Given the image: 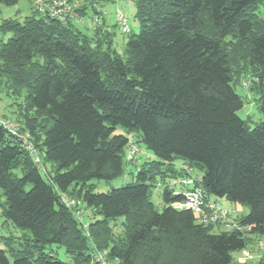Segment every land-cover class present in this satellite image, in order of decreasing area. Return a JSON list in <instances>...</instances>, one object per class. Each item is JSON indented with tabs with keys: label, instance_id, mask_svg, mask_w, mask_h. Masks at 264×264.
<instances>
[{
	"label": "trees",
	"instance_id": "1",
	"mask_svg": "<svg viewBox=\"0 0 264 264\" xmlns=\"http://www.w3.org/2000/svg\"><path fill=\"white\" fill-rule=\"evenodd\" d=\"M70 1L78 5L65 21L33 7L23 20L0 23V81L23 98L20 129L44 168L0 123L1 213L4 223L33 234L22 249L0 248V264H232L234 252L264 237V118L251 126L238 114L243 99L233 66L246 51L264 116V0H133L141 30L130 34L124 55L103 30L104 11L92 7L104 0ZM89 8L91 20L102 17L92 25L97 36L71 20ZM117 126L139 131L136 143L115 133ZM130 142H143L157 159L144 161L132 182L96 191L93 179L125 173ZM192 175L209 196L248 206L237 217L242 228L200 223L172 205L183 195L171 178ZM80 204L93 214L87 224ZM118 225L123 234L115 237ZM53 244L68 261L46 251Z\"/></svg>",
	"mask_w": 264,
	"mask_h": 264
},
{
	"label": "rangeland",
	"instance_id": "2",
	"mask_svg": "<svg viewBox=\"0 0 264 264\" xmlns=\"http://www.w3.org/2000/svg\"><path fill=\"white\" fill-rule=\"evenodd\" d=\"M34 4V0L32 2ZM79 3H82L80 1ZM107 6V13L105 16H107L108 21L111 23H114L113 20H115L116 17V11L118 9H121L124 11L130 20V32L123 33L121 30H119L118 27L114 26V24L109 25V30L112 34V46L114 49L117 50V52L121 55L126 54V42L130 36V34L139 33L141 30L140 23L138 19L135 16V3L133 0H114V1H108L105 3ZM19 8L21 10H25V15H31L32 14V7L30 0H20L17 5L8 6L5 4L0 3V23L4 18H18L19 20L24 19V14L20 15ZM87 18V17H86ZM9 36L5 35L3 39H7ZM94 36H97V33H94ZM245 54L237 55L235 57L236 61L234 63V74L240 77L237 84L235 85L236 91L241 95L243 99V106L238 110V114L248 120L249 124L251 126H254L258 123H260L264 116L263 113L260 110V101L259 96L260 94L255 89L254 91H251L250 84L249 86H244L243 82L248 81L251 78V75L249 74V70H251L250 66V60L248 58L247 52L244 51ZM240 57V58H239ZM247 74V75H246ZM247 76V77H245ZM251 81V80H250ZM22 97H17L13 94L11 89H8L7 86L3 81H0V115L9 117L12 121L17 123L19 126L22 125V122L18 120V118L22 117V111L24 106L22 105ZM22 132V131H21ZM27 133V132H22ZM115 133H121L129 137L131 141H134L136 143L137 138H139V131L129 132L125 127L123 126H117ZM141 153L139 160L135 162H130L128 160V156L124 159V171L125 173L111 181H104V180H97L93 179L91 183H93L96 186V191H109L113 187H120L122 185H125L129 182H132L135 179V175L137 173V169L140 167V165L144 161L157 159L155 154L152 150L148 149L143 142H138ZM129 148V147H128ZM43 163L46 165V167L50 170L51 169V163L46 161L43 158ZM182 164L181 160H177L175 166L179 167ZM42 174L45 178H47V173L42 171ZM195 176L201 177L202 172L198 169H195L194 171ZM167 179H170V176H166ZM161 177L158 176L157 180L160 182ZM179 186H177L178 188ZM176 188V187H175ZM162 193V187L157 186L153 187V202L156 205V208L161 211L163 209L164 202L161 198ZM224 204L225 207L230 209L231 211L235 210L236 214L242 215L243 213L249 212V208L247 205L235 203L226 200V198L220 197L219 198ZM6 205V196L4 195L3 189L0 188V235L2 236H12V240H10V244H5L3 241L0 242V248L6 249V251L10 252L13 247L22 249L23 243H26L24 239H31L33 237V234L30 230L24 229L21 227H18L14 225L12 222L4 223L5 217L2 215V210ZM236 205V206H235ZM237 209H235V207ZM80 215L84 214L86 212V215L84 217V222L87 224L90 220H92L93 214L90 210H86L84 208V205L80 204ZM217 228L220 229H226L227 226L222 223H220ZM216 228V231L218 229ZM122 227L120 225L114 227L115 237H119L123 234ZM264 240V237H257L249 246V249L253 253V257L246 261L245 263H239L237 261V258L241 255L240 251H236L233 253V261L232 264H256L263 258V253L259 250L258 241ZM46 251H52L56 257L62 259L63 261L69 260V255L66 253V250L62 246H57L56 244H53L51 246H48L46 248ZM10 254V253H8Z\"/></svg>",
	"mask_w": 264,
	"mask_h": 264
},
{
	"label": "built area",
	"instance_id": "3",
	"mask_svg": "<svg viewBox=\"0 0 264 264\" xmlns=\"http://www.w3.org/2000/svg\"><path fill=\"white\" fill-rule=\"evenodd\" d=\"M78 5V1L71 2L70 0H34L33 7L41 12H48L50 15L57 17L65 21L74 7ZM116 25L119 30L128 32L130 30V20L128 15L118 9L116 11ZM92 25L102 24V17L100 14L95 15L91 20ZM250 80L244 81V86H249ZM0 123L12 134L21 136L25 140V147L33 155L35 161L39 166L43 168L40 156L36 150V147L30 142L29 134L22 133L20 126L12 121L9 117L0 115ZM140 148L137 144L130 142L128 148V158L134 159L139 154ZM189 171L190 168H186ZM195 175V174H194ZM171 185L175 188V193H182L183 199L176 201L172 205L177 209L191 210L197 217L200 223H217L223 222L227 226V229L242 228L239 225L235 210L231 211L226 208L221 201L209 196L207 191L200 185L195 176H179L173 177L170 181ZM177 186H179L177 188ZM65 201L70 204H74V199H68L65 197ZM80 215V211L77 212ZM259 250L264 255V240L258 241ZM241 255L237 258L239 263H245L251 259L254 255L249 247L240 251ZM97 259L104 262L105 253H99Z\"/></svg>",
	"mask_w": 264,
	"mask_h": 264
},
{
	"label": "crops",
	"instance_id": "4",
	"mask_svg": "<svg viewBox=\"0 0 264 264\" xmlns=\"http://www.w3.org/2000/svg\"><path fill=\"white\" fill-rule=\"evenodd\" d=\"M20 1V0H19ZM108 1H114V0H104V1H102V2H100V3H94L93 4V6L92 7H98V8H101L104 12H103V14H104V26H103V30L104 31H106V30H109V25L110 24H114V26H115V20H113V22L114 23H111L110 21H108V19H107V16H105L106 15V13H107V6H106V2H108ZM30 2H31V7H32V9H33V0H30ZM18 4V3H17ZM17 4H15V5H17ZM93 8H89L88 9V11H87V13H89V14H84L83 16H81V18H79V17H73V18H71V20H72V22H73V24L76 26V27H78L80 30H82L83 32H85V33H87L88 35H90V36H93L94 35V33L96 32V30H95V28H94V26H92V23H91V15L93 14V10H92ZM19 10V12H20V15H23L24 13H25V10H21V8H19L18 9ZM25 16H27V15H25L24 14V17ZM87 17V18H86ZM110 31V30H109ZM141 153H139L136 157H135V159H134V162L136 163L138 160H139V158H140V155ZM180 166H183V163L180 165ZM218 200H220V199H218ZM227 200V199H226ZM221 201V200H220ZM222 202V201H221ZM222 204L225 206V204L222 202ZM236 206V205H235ZM234 206V207H235ZM235 209H237L236 207H235ZM248 213V212H247ZM247 213H243L242 215H240V216H243V215H246Z\"/></svg>",
	"mask_w": 264,
	"mask_h": 264
}]
</instances>
